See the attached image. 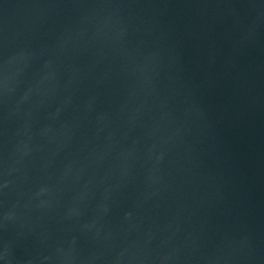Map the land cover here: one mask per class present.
<instances>
[{
    "label": "water",
    "instance_id": "1",
    "mask_svg": "<svg viewBox=\"0 0 264 264\" xmlns=\"http://www.w3.org/2000/svg\"><path fill=\"white\" fill-rule=\"evenodd\" d=\"M0 264H264V0H0Z\"/></svg>",
    "mask_w": 264,
    "mask_h": 264
}]
</instances>
